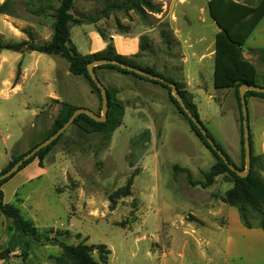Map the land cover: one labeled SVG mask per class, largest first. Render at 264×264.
<instances>
[{"label": "rangeland", "instance_id": "obj_1", "mask_svg": "<svg viewBox=\"0 0 264 264\" xmlns=\"http://www.w3.org/2000/svg\"><path fill=\"white\" fill-rule=\"evenodd\" d=\"M245 1L256 4L258 0ZM153 2L162 11L156 15L147 12L148 16L142 17L122 6L123 0H73L71 44L86 55L88 32L100 30L109 36L120 32L119 23L126 32H141L150 27L146 24L149 20L155 29L142 36L151 48L137 59L138 63L164 77L179 79L181 74L172 71L180 65V48L172 35L175 23L171 17L177 16L182 26L191 19L190 43L197 51L206 47L217 26L207 11L201 13L207 0ZM58 4L59 0H9V12L0 13V44L27 39L22 29L31 31L38 43L49 39ZM197 12L205 16L204 23L197 19ZM161 30L169 35L168 47L160 38ZM199 37L203 40L198 41ZM248 47H264V18L246 40L244 49ZM22 53L19 61L17 51L0 49V170L8 157L13 159L46 138L68 106L101 115L98 96L91 91L89 81L70 73L65 58L45 53L39 56V52L27 49ZM36 58L32 71L30 65ZM191 62L189 73L193 76L196 58ZM256 62L261 64L257 58ZM18 64L19 73L26 68L21 88H3V81L13 80ZM204 65L207 89H200L193 103L206 130L239 166L240 117L233 88H215L209 64ZM101 69L109 70H95L104 87L114 83L123 90L122 124L112 131L91 133L70 124L47 152L41 167L23 168L4 184V201L14 204L38 232L50 238L39 242L15 232L11 219L0 214V256L4 257L0 264H20L24 251L26 264H52L61 253V243L105 244L109 254L100 264H264V240L233 231L237 229L233 227H242L238 212L220 200L232 185L229 179L219 175L203 188L190 185L185 172L174 174L176 164L187 168L193 179L203 180L216 158L190 130L170 101L168 90L141 78L142 84H132L105 75ZM257 83L264 85L261 76ZM246 99L251 117L248 105L252 100ZM254 105L258 122L264 125V105ZM253 154L264 160V155ZM32 169L36 170L33 176ZM129 180L130 194L118 197L111 210L110 195ZM229 228L232 231L227 233ZM228 235L232 248L226 254L222 247ZM242 245L246 247L243 252ZM97 252H92L96 260Z\"/></svg>", "mask_w": 264, "mask_h": 264}, {"label": "trees", "instance_id": "obj_2", "mask_svg": "<svg viewBox=\"0 0 264 264\" xmlns=\"http://www.w3.org/2000/svg\"><path fill=\"white\" fill-rule=\"evenodd\" d=\"M9 0H4L0 3V13H8L7 4ZM122 6L128 10H135L141 13L142 17L148 16L149 13H159L161 8L153 2V0H123ZM73 6V0H59V4L54 9V22H53V33L51 38L42 43H38L34 40L33 33L27 29H22L27 35V39L16 42H8L0 44V49L14 50L21 52L24 49L30 51H36L51 55H60L65 58L68 62V70L74 75H83L90 83L92 91L96 93L99 99V105L101 107V95L98 87L89 77L87 72V64L94 59H116L121 62L132 64L136 67L144 69L152 74L159 75L168 81L174 82L181 93L186 105L196 118L199 119L196 105L191 100L188 93L184 90L183 83L175 81L170 77H164L159 72H156L150 67H142L135 62L134 58L138 57L140 53H136L129 57L121 56L115 53L112 39L106 35L103 31L97 30L102 39L106 42V47L98 52L81 55L76 51L74 45L70 41V24L75 19L70 13V9ZM117 7L118 5H112ZM207 11L211 19L215 22L218 27V31L215 34L214 43V74H213V85L215 88H233L234 95L236 97L238 112L240 117V155L241 164L237 166L232 159L225 153L221 146L215 141V144L222 152L226 155L230 163L240 170H244V149H243V138H242V120L243 116L240 109V98H239V86L241 84H256L257 83V71L255 65L249 61L243 55V45L249 35L253 32L255 27L264 17V0H258L256 4H250L246 2H240L238 0H207L206 3ZM120 32H126L124 25L119 23L117 25ZM160 36L162 40L168 45L170 44L169 35L165 34V31L161 30ZM151 48L146 37L141 36L139 42V50L147 51ZM249 52L257 57V59L264 63V47L251 48ZM96 68H110L117 71L132 74L138 78L144 79L149 82L158 83L164 86L168 90L169 99L177 108L179 113L183 116L189 125L190 130L196 135L201 143L214 155L216 161L210 166L209 170L203 174V180H195L192 178L191 173L185 167L179 165L173 166L174 174L178 172H185L187 175V181L190 185H200L205 188L213 184L215 178L219 175L226 176L232 185L224 192L220 197V200L227 203L230 206L236 208L240 222L243 227L247 229L258 228L264 232V160L260 155L253 154L252 142L250 137L251 147V166L246 176H238L234 171L230 170L228 165L219 157L215 150L209 145L205 137L201 134L200 130L191 121L183 109L180 107L177 100L171 95L170 88L159 82L138 75L132 71L122 69L117 65L104 64L94 67ZM19 64L15 73L14 81L19 78ZM264 86V85H260ZM107 90L108 97V110L105 121L99 122L90 118L84 113L77 115L73 124H76L82 131L86 133L98 132L105 129L110 131L119 127L122 124V117L124 108L119 100L114 98L111 91ZM256 96L264 98V93L247 90L245 97ZM77 108V106H68L67 111L61 118H57L54 121V129L48 135L53 134L58 128H60L69 118L71 113ZM200 120V119H199ZM71 123V124H72ZM202 123V122H201ZM203 125V123H202ZM205 128V126L203 125ZM209 137L213 139L210 133L207 131ZM61 135V134H60ZM60 135L50 142L48 145L42 147L34 155L29 157L27 160L19 166L18 170L12 175L2 179L0 181V214L5 215L11 219L12 228L15 232H20L24 235L32 237L35 241H46L50 237L46 233H40L34 226L32 220L26 219L22 216L20 210L12 203L4 201V192L2 185L6 183L14 174L19 170L26 167L32 161L37 160L38 165L42 166V161L51 149L52 145L60 137ZM47 136V137H48ZM46 137V138H47ZM45 139V138H44ZM43 139V140H44ZM37 145V144H36ZM35 145V146H36ZM34 147V146H33ZM32 147V148H33ZM30 148L28 151H30ZM18 155L11 159L1 170L0 173L9 169L18 159H20L25 153ZM131 181L129 180L123 188L117 189L110 195L109 208L113 210L115 208V200L120 196H127L130 194ZM61 253L54 257L52 264H100V262H106L109 249L105 244H65L61 243ZM94 249L98 250V260L92 256ZM27 251L23 252L22 260L20 264H26L25 257ZM0 258H4L0 256Z\"/></svg>", "mask_w": 264, "mask_h": 264}, {"label": "crops", "instance_id": "obj_3", "mask_svg": "<svg viewBox=\"0 0 264 264\" xmlns=\"http://www.w3.org/2000/svg\"><path fill=\"white\" fill-rule=\"evenodd\" d=\"M238 1L246 2L245 0H238ZM206 3H205V6L203 7V10H202L201 13H203V12L206 13V11H207ZM246 3H248V2H246ZM161 11H162V9H161ZM197 13H198L197 19L200 22L204 23L205 22V16H203L202 14H199V12H197ZM151 15H156V14L151 13ZM175 20H176V22H175ZM189 20L190 21L187 23L186 26H182V25H180L177 22V16L174 15L170 19V21L175 23L172 35H174L173 37L176 38L177 42L179 43V48H180V50H179V54H180V59H179L180 63L179 64L180 65L178 67H176V68L172 67V71L173 72H179L181 74V76H180L179 79H176L175 77L169 76V75H168V77H170L172 79H175V80H177L180 83H183L184 90L188 93V95L190 96L191 100L194 102L195 101V97L198 96L199 90L200 89H207L206 77L204 75V71H206V69H205L206 66L204 65V63H206V62L209 64L210 71L212 72V84H213L214 55H215L214 43H215V34H216V32L219 29L217 27V30L214 32V36H212L210 38V40L208 41V44L206 45V47L203 50H201V51H199V50L197 51L196 49H193V45H192V43H190V41H191V36H190L191 35V31L188 29V26L190 25L191 19H189ZM259 23H258V25H259ZM146 24L148 26H150V27H148L146 30L141 31V32H112L109 36L112 39V44L114 46L115 53L118 54V55H121V56L129 57V56L134 55V54L139 52L140 55L138 57L134 58L135 62L138 63L137 59L141 58V57L143 58V53L147 52V51H140L139 50L140 37L142 35H144V34H147V35L151 34L152 31L155 29V27H153V23L151 21L148 20ZM160 32H159V35H160ZM86 36H87L88 43H89V50H88L89 52H88V54H92V53L101 51V50H103L106 47V42L102 39V37L100 36V34L98 33L97 30H92V31L88 32ZM160 38H161V36H160ZM49 39H46L45 41H47ZM161 40H162V38H161ZM197 40L198 41H202L203 37H199V38H197ZM162 42L167 47L170 45V44L167 45L163 40H162ZM184 44H186V45H184ZM244 45H245V43H244ZM244 45H243V55H244V57L247 58L249 61H251L255 65L258 77L261 76V78H262V80L264 82V63L260 64V63L256 62V58L257 57L249 52V49L255 48V47H248V48L244 49ZM22 54L23 53L18 52L17 58H18L19 61L22 58L21 57ZM41 54L42 53H40L39 56H41ZM195 58H196L197 66L195 68V72H192L193 76H191V74L189 73L190 69L192 70V62L191 61L193 59H195ZM36 62H37V58L34 60L33 64L30 65V67L33 68L32 71L36 69ZM139 65L142 66L141 64H139ZM144 67H146V66H144ZM101 70H102L101 71L102 73L105 72V75H110V77L111 76H115V77L123 79V80H128L132 84H142L141 83L142 82L141 79H139L138 77H135L134 75L123 73V72L117 71L115 69H110V68H108L109 71H106L105 69H101ZM24 73L26 74L25 66L22 67L21 72L19 74V78L16 81H14V78H15V76H14L13 80L11 79V80H7V81H3L1 86H3V88L4 87L7 88V87L10 86V87L14 88L15 91H18L21 88V81H22L21 77L24 76ZM95 73H96V71H95ZM5 82H7V83H5ZM108 87H109L110 90L108 89ZM108 87L105 86L106 89H108L109 91H111L113 93L114 98L121 102V100H122V91L123 90L120 87V85H117V84L113 83V84H110ZM52 96H55V95H52ZM209 96L213 97L212 94H209ZM248 97H249L250 100H252V102H251L252 104L249 103V105H248V106L251 107L250 108L251 117L248 116V124H249V134H250L251 142H252V144H251L252 145V150L255 153H257V154L264 155V125H261L258 122V121H260V119H259V115H257L258 112L256 111V105H254V103H256V104L257 103H262L264 105V98H260V97H256V96H248ZM248 97H246V98H248ZM246 101H247V99H246ZM97 104L98 103H96V105ZM10 160H11V158L8 157L7 163ZM36 164L38 165V161L34 160L30 164H28L26 167H24V169L28 168L29 166L36 165ZM35 173H36V170L32 169L30 174L33 176ZM4 184L2 185V188H3ZM231 228L227 229L226 232L228 233V232L232 231ZM233 228H237V229H234L233 231H236L237 233L242 235V237H244L246 234L248 236H251V235L255 234L258 238L261 237V240H258V241L262 242L264 240V232H262L258 228L247 229V228H245L243 226L242 227H233ZM242 243H243V240H242ZM262 243L264 244V242H262ZM216 247H219V246H216ZM243 247H245V246L242 245V247H241L242 248V252L246 248V247L245 248H243ZM222 248H223V250H222L223 253L224 252L226 254L230 253V250L232 248V240L230 239L229 235L227 236V240H226L225 246L222 247ZM211 258H214V256H210L209 259H211Z\"/></svg>", "mask_w": 264, "mask_h": 264}, {"label": "water", "instance_id": "obj_4", "mask_svg": "<svg viewBox=\"0 0 264 264\" xmlns=\"http://www.w3.org/2000/svg\"><path fill=\"white\" fill-rule=\"evenodd\" d=\"M104 64H111V65H117L122 69H126L128 71H132L138 75L148 77L151 80L159 81L165 85H167L170 88L171 95L177 100L180 107L183 109V112L187 114V116L191 119V121L196 125V127L200 130L201 134L205 137L206 141L209 143V145L212 147L213 150L216 151L217 155L221 157V159L228 165L229 169L234 171L238 176H246L250 170L251 166V147H250V134H249V124H248V112H247V102L245 97V92L247 90L257 91L264 93V86L256 85V84H241L239 86L238 92H239V98H240V109L243 116L242 120V138H243V149H244V170H240L237 167H235L232 163L229 162L226 155L222 152L221 149L217 147L215 144L214 139L208 136L206 128L203 127L201 121L194 116V114L190 111L189 107L186 105L181 93L179 92L176 84L174 82L168 81L165 78L152 74L144 69H141L139 67H136L132 64H127L124 62H121L116 59H107V58H101V59H94L90 61L87 64V72L89 77L93 80V82L96 84L100 91L101 95V115L83 107H77L69 116L67 121L58 128L53 134L39 142L36 146H34L30 151L25 153L20 159H18L9 169L6 171L0 173V181L10 175H12L15 171L18 170L19 166L23 163V161L27 160L29 157L34 155L38 150H40L42 147L48 145L50 142H52L54 139H56L74 120V118L84 113L90 118L94 119L95 121H105L107 116V110H108V97H107V90L102 85V83L99 81L98 77L96 76V73L94 71L95 66L104 65Z\"/></svg>", "mask_w": 264, "mask_h": 264}]
</instances>
